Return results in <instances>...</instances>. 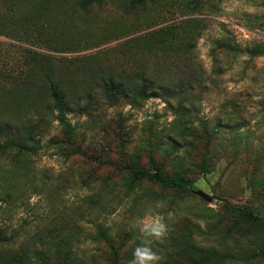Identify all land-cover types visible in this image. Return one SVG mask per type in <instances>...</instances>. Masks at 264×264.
<instances>
[{
    "label": "rangeland",
    "instance_id": "rangeland-1",
    "mask_svg": "<svg viewBox=\"0 0 264 264\" xmlns=\"http://www.w3.org/2000/svg\"><path fill=\"white\" fill-rule=\"evenodd\" d=\"M4 123L0 264H264V0H0Z\"/></svg>",
    "mask_w": 264,
    "mask_h": 264
},
{
    "label": "trees",
    "instance_id": "trees-1",
    "mask_svg": "<svg viewBox=\"0 0 264 264\" xmlns=\"http://www.w3.org/2000/svg\"><path fill=\"white\" fill-rule=\"evenodd\" d=\"M51 91L53 96L56 94L55 88ZM108 89V88H107ZM142 94H145V91H142ZM147 97V95L145 96ZM58 120L61 124H66V118L63 114H59ZM30 123L24 124L22 127L28 126ZM13 132H17V127L9 125L7 123L0 124V156H7L12 157L14 154V151L17 150L20 152L22 150V145L18 144L16 141H31L33 138V134L35 133V129L31 126H28L27 129L24 131L25 138L22 139H14L13 138ZM134 177L139 180H146L148 182L153 183H161L160 185L164 187L169 188H175V189H189V185L185 184L184 180L182 179H175L168 181L165 179L162 175H160L158 172L152 173V172H135ZM236 213L246 222H254L258 221L259 217L253 214L250 211L246 210H239L235 209ZM187 253L189 254V262L195 261L199 255L206 256V257H216L217 254L215 251L211 250H205V249H197L196 245L192 243L191 241L188 242L187 246ZM253 258V256H250Z\"/></svg>",
    "mask_w": 264,
    "mask_h": 264
},
{
    "label": "clouds",
    "instance_id": "clouds-1",
    "mask_svg": "<svg viewBox=\"0 0 264 264\" xmlns=\"http://www.w3.org/2000/svg\"><path fill=\"white\" fill-rule=\"evenodd\" d=\"M143 237L141 244L134 249L130 264H160L162 257L154 251V241L163 243L168 233V225L162 217H156L140 228Z\"/></svg>",
    "mask_w": 264,
    "mask_h": 264
},
{
    "label": "water",
    "instance_id": "water-1",
    "mask_svg": "<svg viewBox=\"0 0 264 264\" xmlns=\"http://www.w3.org/2000/svg\"><path fill=\"white\" fill-rule=\"evenodd\" d=\"M196 194L202 198L204 201L208 202V203H211L212 202V198L210 196H208L207 194L201 192V191H198L196 192Z\"/></svg>",
    "mask_w": 264,
    "mask_h": 264
}]
</instances>
